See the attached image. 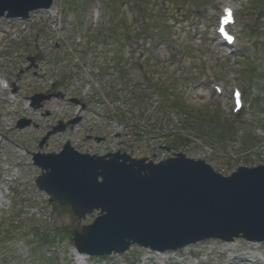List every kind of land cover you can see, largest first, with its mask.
Here are the masks:
<instances>
[{"label": "rangeland", "instance_id": "374dc122", "mask_svg": "<svg viewBox=\"0 0 264 264\" xmlns=\"http://www.w3.org/2000/svg\"><path fill=\"white\" fill-rule=\"evenodd\" d=\"M231 1L237 8L234 29L238 42L228 49L219 44L215 35L219 0H56L64 6L86 3V13L79 16V20L82 19L87 37L95 34V29L88 25L93 9H99L101 13L97 28H108L112 24L118 29L116 36L115 31L111 35L103 32L102 39L104 44L114 47L113 54L125 61L138 83V89L128 88L135 92L133 97L127 98L126 91L114 93L118 120L126 124V130L129 133L140 131L143 113L151 97L158 94L163 101L149 130L166 132L170 126L168 123L162 125V121L171 111V104L178 101L182 109L175 138L178 150L188 157L202 158L223 175L241 165L264 164V137L260 136L264 132V109H261L264 107V0ZM121 12L124 17L119 18ZM33 30L29 25L27 31L20 34L21 38L30 34L31 39L35 34ZM128 32L130 36L126 35ZM247 32L253 33L252 40L246 38ZM41 43L43 39H40ZM20 44V41L13 42L8 48L17 50ZM23 47L27 52H33V47ZM242 63L255 67L257 76L248 71L249 81L239 73L238 70L244 68ZM50 70L47 69L46 75L50 76ZM51 74L53 76L48 80L52 81L55 76L70 77L67 73H56V70ZM43 82L38 80L35 84ZM212 84L223 87L224 93L219 98ZM144 85L147 87L145 91ZM233 86L242 88L245 100L242 112L236 116L230 113ZM39 89L37 86L34 91ZM140 93L142 97L138 95ZM2 99L9 105L15 101L14 97L0 93L2 109L7 108L2 105ZM100 124V133H105L108 122L101 120ZM12 126L13 121L8 117L0 120V132L3 133L0 134V190L4 195V208L11 205L22 209L31 203L24 196L30 188L31 174L14 176L18 169L23 171L24 165L17 160ZM107 136L112 140L111 135ZM59 139H55L52 146H59ZM125 145L128 147L129 142ZM13 178H17V182L12 185L5 181ZM4 214L0 213V237L4 233ZM93 215L95 217L97 213ZM18 216V226L13 234H9L10 239L0 245V264H52L51 260L58 261L56 264H74L72 233L93 221L90 216L78 221L69 210L54 204H46L44 211L37 216H23L21 213ZM32 228L36 230L32 232ZM44 231L49 232L45 242ZM132 260L139 264H264V244H258L257 248L248 247L247 243L238 240L235 250L224 251L223 245L209 241L160 255L133 245L124 254L90 258L92 264H128Z\"/></svg>", "mask_w": 264, "mask_h": 264}, {"label": "water", "instance_id": "95a60500", "mask_svg": "<svg viewBox=\"0 0 264 264\" xmlns=\"http://www.w3.org/2000/svg\"><path fill=\"white\" fill-rule=\"evenodd\" d=\"M51 4L0 0V17L27 18ZM44 98L33 101L38 107ZM33 160L41 169L36 185L50 201L69 207L79 219L99 212L91 225L74 231L78 252L124 253L132 244L163 252L239 237L264 242V166L240 167L223 177L183 154L154 164L118 152L82 155L68 144L59 154L39 153Z\"/></svg>", "mask_w": 264, "mask_h": 264}, {"label": "flooded vegetation", "instance_id": "af4514ba", "mask_svg": "<svg viewBox=\"0 0 264 264\" xmlns=\"http://www.w3.org/2000/svg\"><path fill=\"white\" fill-rule=\"evenodd\" d=\"M29 76H30L31 78H34L36 75L33 74V73H31ZM17 79L19 80L20 77L18 76ZM38 129H40V128L38 127ZM31 132L36 133L35 130H31ZM33 136H34V134L29 133V134L26 136V141H33Z\"/></svg>", "mask_w": 264, "mask_h": 264}, {"label": "bare ground", "instance_id": "6f19581e", "mask_svg": "<svg viewBox=\"0 0 264 264\" xmlns=\"http://www.w3.org/2000/svg\"><path fill=\"white\" fill-rule=\"evenodd\" d=\"M231 3V1L230 0H220V4H221V6L222 7H226L227 5L226 4H230ZM249 245H251V244H249ZM255 245H257V244H255ZM230 249H235V247H234V245H230V247H229ZM86 258H88V257H86Z\"/></svg>", "mask_w": 264, "mask_h": 264}]
</instances>
